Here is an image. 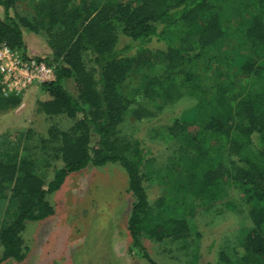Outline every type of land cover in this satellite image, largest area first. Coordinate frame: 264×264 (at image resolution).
I'll use <instances>...</instances> for the list:
<instances>
[{
	"label": "trees",
	"instance_id": "1",
	"mask_svg": "<svg viewBox=\"0 0 264 264\" xmlns=\"http://www.w3.org/2000/svg\"><path fill=\"white\" fill-rule=\"evenodd\" d=\"M23 1L0 0V46L26 54L27 34H44L51 54L40 58L55 66V81L35 108L51 122L46 136L29 129L0 137V264L25 259V224L54 215L47 197L67 176L107 164L127 175L130 249L148 264L156 263L141 236L187 247V214L234 209L224 201L229 189L251 226L217 264H264V0H34L22 14ZM245 14L229 32L230 19ZM228 37L236 46L227 47ZM154 41L165 49L151 51ZM182 100L192 102L186 113L162 126L171 154L155 178L166 195L152 207L144 182L153 148L122 126ZM20 102L0 94L1 111ZM51 168L46 181L42 169Z\"/></svg>",
	"mask_w": 264,
	"mask_h": 264
},
{
	"label": "rangeland",
	"instance_id": "2",
	"mask_svg": "<svg viewBox=\"0 0 264 264\" xmlns=\"http://www.w3.org/2000/svg\"><path fill=\"white\" fill-rule=\"evenodd\" d=\"M34 0H24L19 11L31 12ZM236 16L230 19L231 32L240 21ZM233 45L232 38H227V47ZM151 51L164 50L161 42H152ZM234 48V47H233ZM26 54L33 57L48 58L51 54L44 34L28 33ZM152 70L158 74L160 67ZM69 89L72 86L69 84ZM35 95L27 93L20 97V104L8 110H0V137L10 134L11 138L25 134L29 129L38 136H46L51 122L41 114L35 113L36 103L45 99L42 87L33 88ZM29 94V95H28ZM192 102L182 100L167 106L158 117L136 122L128 117L122 133L136 136L153 148L152 164L148 165V180L144 182L147 198L152 207L157 199L166 195L165 181L155 178L157 167L164 166L171 140L164 134V127L171 125L166 119L170 115L186 113ZM61 127L68 128L71 121L56 119ZM161 133V135H159ZM55 166H60L58 162ZM43 178L49 181L53 168L42 169ZM155 172V173H153ZM154 176H153V175ZM54 209V215L38 222H27L22 233L26 257L22 262L9 260L2 264H148L138 250L131 247L127 231V222L133 198L128 191V178L118 164L104 167H87L66 177L59 191L47 197ZM242 198L232 189L228 190L224 201H232L233 208H221L222 213L198 207L187 220L192 229L191 237L184 243L168 241L156 242L141 236L140 242L148 256L156 264H217L218 254L228 243L242 236L251 226L247 217V208ZM237 202V203H235ZM189 207H191L188 204ZM215 207V208H216ZM188 211H191L187 207ZM5 209L0 210V222ZM190 215V214H189ZM1 252V249H0Z\"/></svg>",
	"mask_w": 264,
	"mask_h": 264
},
{
	"label": "built area",
	"instance_id": "3",
	"mask_svg": "<svg viewBox=\"0 0 264 264\" xmlns=\"http://www.w3.org/2000/svg\"><path fill=\"white\" fill-rule=\"evenodd\" d=\"M55 81V66L8 46H0V94L5 98L24 94Z\"/></svg>",
	"mask_w": 264,
	"mask_h": 264
},
{
	"label": "crops",
	"instance_id": "4",
	"mask_svg": "<svg viewBox=\"0 0 264 264\" xmlns=\"http://www.w3.org/2000/svg\"><path fill=\"white\" fill-rule=\"evenodd\" d=\"M49 53H50V51H49ZM42 57H43V56H42ZM32 91H34V92H30V93L28 92V93H29V94H32V95H35V94H36V93H35V90L32 89ZM29 94H28V95H29ZM25 95H26V97H27V94H24L23 97H24Z\"/></svg>",
	"mask_w": 264,
	"mask_h": 264
}]
</instances>
